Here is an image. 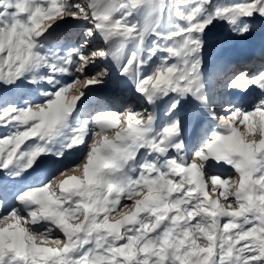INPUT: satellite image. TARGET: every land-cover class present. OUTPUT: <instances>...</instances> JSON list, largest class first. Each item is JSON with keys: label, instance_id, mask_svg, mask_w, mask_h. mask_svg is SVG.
<instances>
[{"label": "snow or ice", "instance_id": "snow-or-ice-1", "mask_svg": "<svg viewBox=\"0 0 264 264\" xmlns=\"http://www.w3.org/2000/svg\"><path fill=\"white\" fill-rule=\"evenodd\" d=\"M257 21L264 0H0V264H264V63L219 104L204 71L217 23ZM113 71L131 97L87 105Z\"/></svg>", "mask_w": 264, "mask_h": 264}, {"label": "rangeland", "instance_id": "rangeland-1", "mask_svg": "<svg viewBox=\"0 0 264 264\" xmlns=\"http://www.w3.org/2000/svg\"><path fill=\"white\" fill-rule=\"evenodd\" d=\"M77 31L78 26L74 22L69 21L68 23L61 24L57 29V35L72 38ZM210 36L212 39L210 46L205 52L204 71L209 83H212V95L219 104L228 99H237L235 95L230 94L225 88L227 80L234 73L244 70H247L246 72H254L261 63H264V22H255L251 33L243 37L231 33L225 23H217ZM105 66L111 68V64L107 62L99 64L98 68ZM113 72L107 78L105 85L95 86V90L88 93L87 105L118 107L117 101L119 97H131L130 92L122 93L120 90L116 91V86H122L123 82L117 78L112 83ZM110 88L111 90L108 91ZM257 94L253 93L249 98H254ZM197 127L198 132L189 136L188 132L195 128V126L192 122L186 121V134L193 143L197 142L199 133L203 128L207 127V123L205 122Z\"/></svg>", "mask_w": 264, "mask_h": 264}, {"label": "bare ground", "instance_id": "bare-ground-1", "mask_svg": "<svg viewBox=\"0 0 264 264\" xmlns=\"http://www.w3.org/2000/svg\"><path fill=\"white\" fill-rule=\"evenodd\" d=\"M111 67H112V65H111ZM245 72L247 71V70H244ZM238 72H240V71H238ZM238 72H236V73H238ZM113 74H114V76H113V78L111 79L112 80V83H114V80L116 81L117 80V76H116V74H115V71L113 72ZM116 76V77H115ZM112 83H110V84H112ZM113 87V86H112ZM209 88H210V92H211V94H212V83L210 82L209 83ZM111 90V88L108 90V91H110ZM228 94V93H227ZM198 127L197 126H195V128H193V129H191V131H189L188 132V134H189V136L191 135H193L195 132H198ZM195 130H197V131H195Z\"/></svg>", "mask_w": 264, "mask_h": 264}]
</instances>
